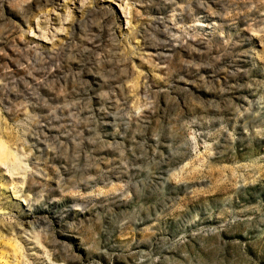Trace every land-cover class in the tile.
Returning a JSON list of instances; mask_svg holds the SVG:
<instances>
[{"label":"rangeland","instance_id":"1","mask_svg":"<svg viewBox=\"0 0 264 264\" xmlns=\"http://www.w3.org/2000/svg\"><path fill=\"white\" fill-rule=\"evenodd\" d=\"M0 146L24 264H264V0H0Z\"/></svg>","mask_w":264,"mask_h":264},{"label":"bare ground","instance_id":"2","mask_svg":"<svg viewBox=\"0 0 264 264\" xmlns=\"http://www.w3.org/2000/svg\"><path fill=\"white\" fill-rule=\"evenodd\" d=\"M162 1H165V0H162ZM171 5H172V3H171ZM200 6L204 8V5L200 4ZM152 8H153L154 14L156 15L155 22L158 25H160L159 27H161L163 25V21L165 19L166 9L156 8L155 6H153ZM154 46H156V47H150V48L153 50H166L163 53H161V57H164L166 59L168 57L172 56L171 53L175 52V50H176V49L169 48V47H171V45H165L161 41L156 42V45H154ZM239 57H242V54H239ZM244 65H245V61L242 58L235 60V64H233L234 71H236L237 73H241L242 75L243 74L245 75V73L247 74L248 71L244 69L245 68ZM231 73H233V72H231ZM11 139L14 142V139L13 138H11ZM247 146H249V145H247ZM246 149H247V147H243V149L241 151H244ZM241 151H239V153L237 154V157L241 155V153H242ZM0 155H1V160L3 161V164H6L8 162L11 164L12 161H14V158L12 157V154L10 153V151H8L7 147L0 146ZM171 158L174 161H181L183 159V157H179V156H177V157L171 156ZM0 164H2V163H0ZM13 170L14 171L11 170L12 174H14V173L16 174L19 172L16 170V166H13ZM2 171L3 170H1V168H0V174L2 173ZM168 171H169V168L167 170H165V172H168ZM63 172L66 174L69 173L67 170H64ZM64 173H62V174H64ZM156 179L159 180V179H161V177H157ZM143 182H146V181H143ZM143 182H142V184H143ZM143 185L146 186L144 190L147 193H150L149 191H152V190L153 191L157 190V188H159L160 186H161L160 189L164 188L166 190V192H164V193H167L166 187H163V185H161V183L158 182L157 180L155 182L150 183V184L146 182V184H143ZM0 189L5 190L6 192L9 191V189L6 186H3V187L0 186ZM158 194H159V197H162V196H160V193H158ZM140 198H142V197H140ZM142 199H146V198L143 197ZM246 199L247 198L243 199L242 201L244 202V201H246ZM156 201H158V200H156ZM161 201H163V198ZM132 203L133 202H131L129 204H125V205H126V207H130V205ZM125 205L119 203L116 210L119 211L120 209H125L126 208V207H124ZM0 207H6V208H9L11 210L14 209L13 206L8 203V201L6 200V197H4V195L2 196L1 194H0ZM40 210L43 212H46L48 215L47 219L50 218L55 223L63 225V221L65 220V218L67 219L66 208H64L63 206L61 208V207L56 206L55 204L51 203L49 205V207L45 208V210H43V209H40ZM61 213H63L64 216H60ZM19 222H22V221H19ZM12 230H13L12 226L4 223L3 219L0 218V255L4 256L5 258H7L8 260H11L13 262H15L17 260L15 264H24V261H23L24 259L21 256L22 253L19 251L18 246L15 243L9 244L5 241L4 233L8 232V231H12ZM103 235L104 234L102 233L101 236H103ZM98 255H99V257L104 258V253L99 252ZM0 264H1V262H0Z\"/></svg>","mask_w":264,"mask_h":264}]
</instances>
